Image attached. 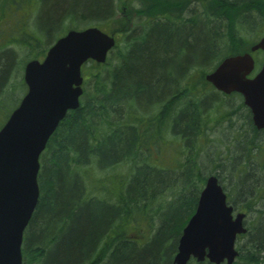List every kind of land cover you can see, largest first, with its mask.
Listing matches in <instances>:
<instances>
[{"label":"trees","instance_id":"trees-1","mask_svg":"<svg viewBox=\"0 0 264 264\" xmlns=\"http://www.w3.org/2000/svg\"><path fill=\"white\" fill-rule=\"evenodd\" d=\"M122 1L0 0V102L8 91L25 92L22 78L3 88L67 29L86 21L111 33L106 25L116 23ZM132 2L106 60L82 65L80 105L67 111L40 155L39 198L23 234V264H174L178 237L209 174L225 181L229 203L236 208L238 199L249 215L231 264H264V179L249 166L264 156V138L238 93L232 96H239V106L222 115L239 110L250 136L239 126L237 146L228 145L222 157L204 146L212 123L204 100L221 95L214 111L225 107L205 69L249 50L245 33L264 28V0ZM205 155L217 159L212 170L203 165ZM187 264L215 263L190 258Z\"/></svg>","mask_w":264,"mask_h":264},{"label":"water","instance_id":"water-1","mask_svg":"<svg viewBox=\"0 0 264 264\" xmlns=\"http://www.w3.org/2000/svg\"><path fill=\"white\" fill-rule=\"evenodd\" d=\"M113 35L96 26L69 29L58 37L39 60L23 69L26 92L0 127V264H23L21 245L39 198V156L68 109L79 106L81 65L87 59L104 62L114 45ZM264 53V34L250 50ZM250 52L222 59L205 75L223 92H239L249 108L252 123L264 127V59L252 75ZM233 206L217 175L206 177L193 213L177 240L174 264L208 259L231 264L237 255L235 241L244 233L245 213Z\"/></svg>","mask_w":264,"mask_h":264},{"label":"rangeland","instance_id":"rangeland-1","mask_svg":"<svg viewBox=\"0 0 264 264\" xmlns=\"http://www.w3.org/2000/svg\"><path fill=\"white\" fill-rule=\"evenodd\" d=\"M132 1L133 0H123L120 3V5L118 4V8L119 9H118V12L116 13V16L114 17V18H116V20H115L116 23H114V22L110 23L109 22V24L106 25L107 27H110L109 30H112L111 33L114 34V32H116V31H114V29L118 30L119 27H120V24L124 22V19L126 17H128L127 16L128 9H129V7L132 8L131 6H133V2ZM135 5H136V3L134 2V6ZM120 6L122 7V9L120 8ZM15 12H16V14L13 16V19H17L19 17L18 12L17 11H15ZM253 15H255L256 17L253 16ZM251 16H253V17L250 20H255V23H253V27L256 28V26L260 22L259 18H258V15H256L255 12H253ZM13 19L7 16L8 22H12ZM84 22H86V21H84ZM84 22H81L83 24L78 25V26H81L79 28H84V27L93 25L91 23L88 24V23H84ZM117 23L119 24L118 26H116ZM114 24H115V27L112 28ZM241 33H242V30H241ZM263 33H264V28H262L261 30L254 29L253 30V35H252V32L251 33L248 32V34L245 33V35H247V40H248L247 41V45L245 44V47L247 46L248 49H249L250 45L253 44L256 40H258L259 37L262 36ZM1 36H2V34H0V39H1ZM244 51H247V50H243L242 52H244ZM242 52H239V53H242ZM260 53L261 52H256V51L254 52V56L253 57H255V60H256V65H255V68H254L255 71H257L259 69L260 63H261V61L263 59V55H261ZM111 56H113V54ZM208 68L206 67L205 72H208V71H210L212 69V68H209V69ZM200 70H194L192 72V75L194 77H197L194 80H198V76H199V71ZM21 78L23 79V69H22L21 73H19L18 75L14 74L12 76V78L9 80L8 86L3 88V91L7 90V88L13 87L16 83L18 84ZM25 89H26V86H25ZM22 92H23L22 88H19V89L16 88V90L14 91V94H13V91H8V95L6 96V98H3L2 101L0 102V126L5 121L7 114H9V112L13 109V107H15L17 105V102H18ZM1 93H2L3 96H5L2 91H1ZM23 94H24V92H23ZM213 95H214V97H217L216 101H217L218 98H220V97H218L217 94H213ZM12 96H14V97H12ZM223 96L224 97H222V98L225 101V107H223V105L219 104L220 105V109H219L220 112L214 111L217 108V106H216V105H218L217 102H214L213 104H211L209 106V107H211L210 112H212L211 113L212 123H208V127H209V129L211 128V130H210V132L207 131V135H204L205 136L204 146H206V149L213 148V152H214V150L218 151L220 153V155H219L220 157L224 156L229 148L231 149L233 146H237V144H234L235 140L233 138L237 134L236 130H235V127L237 125L238 126L236 128H238L240 126L241 134L244 133V134L247 135V137L250 136L249 128L246 129L247 126L243 123L244 119L241 117V119H242L241 121L242 122L237 119V116L240 115V112H238L239 110L236 113L237 115L234 112H232L231 114L228 113V115H225V114H224V116L222 115L223 111L230 112L234 108H236L237 105L239 106L240 98L238 96H237V98H235L236 96H234V95L232 96V93L228 94V95H223ZM218 102H220V101H218ZM228 108L230 109V111L228 110ZM244 109H246L247 111L245 112ZM244 109H242L244 111V113L248 112V114L250 116V113H249L248 109L246 107ZM230 122H232V126L229 127L227 125H229ZM261 143H262L261 144V148H260L261 149V154L264 155V144H263L264 141L261 142ZM228 145H230L229 148H227ZM239 148H241V147H239ZM228 154L224 158L225 161H226V165H230L229 163L231 162V160L229 159V155ZM231 154L236 155L233 151H232ZM158 156L159 155L156 156V160H157ZM160 156H162V154H160ZM245 156H248V155H245ZM215 157H217V156H213V158H215ZM202 159H203V165L204 166L207 165L208 170H210V169L212 170L213 169V168H211L212 164L217 161V159H216V161H210L209 158L206 155L203 156ZM165 160H167L168 162L172 161L169 157H167ZM253 161L256 164H254L253 162L250 161L249 166L256 165L257 166L256 169H257L258 175L262 176V178L264 179V156H262V157H257L256 156V159L254 158ZM260 163H262V164L259 165ZM238 165L239 164H235L234 166L238 167ZM226 169H228V168L226 167ZM218 178H219L222 186L224 188H226V191L228 193L229 188L226 185L225 181L223 182L220 177H218ZM261 194H263V191H262ZM233 203H234V205L236 207L235 211H244L243 207H239V200L238 199H235ZM248 221H249V215L246 216V222L248 223Z\"/></svg>","mask_w":264,"mask_h":264},{"label":"bare ground","instance_id":"bare-ground-1","mask_svg":"<svg viewBox=\"0 0 264 264\" xmlns=\"http://www.w3.org/2000/svg\"><path fill=\"white\" fill-rule=\"evenodd\" d=\"M107 34H109V35H111V34H113V33H110V32H107ZM208 72H205L204 73V78H205V75L207 74ZM2 86H0V92L2 91ZM220 94H222V97H224L223 95H225V93L223 92V91H221V93ZM221 95H219L218 97H220ZM216 98L217 97H214V96H211V95H208L207 96V98L204 100V103L206 104V106H210L211 104H213L215 101H216ZM204 128V127H203ZM205 129V128H204ZM235 129H237L238 130V128H235ZM251 145V142L250 141H248L247 140V142L245 143V147H248V146H250ZM244 157H246V156H244ZM251 168H252V170H251V172H252V175L253 176H257L258 175V173H257V166L256 165H251ZM203 187V186H202ZM202 189V188H201ZM201 189H200V191H201ZM199 194H200V192H199ZM227 195V194H226ZM199 196V195H198ZM227 201H228V203H229V198H228V195H227ZM230 204V203H229ZM243 225H244V227L246 228L247 226H248V224H246V220H244L243 221ZM246 232V231H245Z\"/></svg>","mask_w":264,"mask_h":264},{"label":"flooded vegetation","instance_id":"flooded-vegetation-1","mask_svg":"<svg viewBox=\"0 0 264 264\" xmlns=\"http://www.w3.org/2000/svg\"><path fill=\"white\" fill-rule=\"evenodd\" d=\"M263 55V57H264V54H262ZM263 60V59H262ZM241 100H242V98H241ZM250 112V111H249ZM250 117H251V114H250ZM251 121H252V119H251ZM253 124V123H252ZM254 125V124H253ZM258 129V132H262V134H263V136H264V127H262V128H257ZM263 136H261V138H264ZM218 177V176H217ZM219 179V178H218ZM220 181V180H219ZM221 183V182H220Z\"/></svg>","mask_w":264,"mask_h":264}]
</instances>
